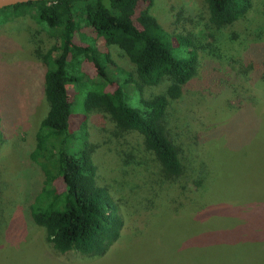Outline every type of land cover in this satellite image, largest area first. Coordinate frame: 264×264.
Listing matches in <instances>:
<instances>
[{"label":"rangeland","instance_id":"rangeland-1","mask_svg":"<svg viewBox=\"0 0 264 264\" xmlns=\"http://www.w3.org/2000/svg\"><path fill=\"white\" fill-rule=\"evenodd\" d=\"M251 1L245 15L221 26L210 21L206 0H153L149 8L166 32H187L199 48L196 74L165 112L183 169L175 182L140 133L118 131L102 112L83 115L88 89L81 85L76 96L69 84L79 105L72 127L78 130L85 117L97 182L124 219L120 237L97 256L59 253L31 217L42 175L29 153L48 110L46 68L36 51L47 54L56 36L34 12L0 9V264H264V0ZM74 35L77 43L94 39L108 52L116 82L139 81L117 44L107 45L83 22ZM81 69L94 79L91 62ZM170 84H142V96L163 94ZM139 98L135 88L128 103L136 106Z\"/></svg>","mask_w":264,"mask_h":264},{"label":"trees","instance_id":"trees-1","mask_svg":"<svg viewBox=\"0 0 264 264\" xmlns=\"http://www.w3.org/2000/svg\"><path fill=\"white\" fill-rule=\"evenodd\" d=\"M152 3L153 0H34L0 8L15 16L34 12L37 21L56 36V45L47 54L36 51L46 68L43 91L48 110L40 121L29 157L42 175L30 214L59 253L102 255L120 237L124 226L119 204L97 182L85 117L78 130L72 127L79 106L76 96L83 92L82 86L88 89L80 111L83 115L102 112L118 131L140 133L168 177L175 182L182 174L178 147L166 129L165 112L169 98L179 97L196 74L199 48L187 32H166L149 11ZM206 3L210 21L218 26L233 23L252 5L251 0ZM77 22H83L107 45L121 47L135 64L139 81L129 76L119 82L111 78L108 71L114 65L108 52H100L94 39L86 45L76 42ZM84 60L94 66V79L81 69ZM164 79L171 80L165 93L142 96V84H157ZM113 83L115 91L106 90V85ZM69 84L78 92L75 98L68 91ZM135 88L140 93L139 104L131 106L127 98ZM3 138L0 113V142Z\"/></svg>","mask_w":264,"mask_h":264},{"label":"water","instance_id":"water-1","mask_svg":"<svg viewBox=\"0 0 264 264\" xmlns=\"http://www.w3.org/2000/svg\"><path fill=\"white\" fill-rule=\"evenodd\" d=\"M34 0H0V8Z\"/></svg>","mask_w":264,"mask_h":264}]
</instances>
